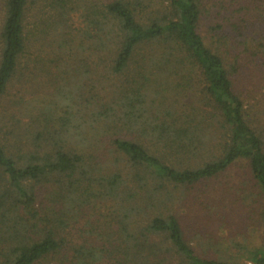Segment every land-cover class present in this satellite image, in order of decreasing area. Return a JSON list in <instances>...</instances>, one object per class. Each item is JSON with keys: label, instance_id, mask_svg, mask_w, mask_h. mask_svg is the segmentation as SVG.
Masks as SVG:
<instances>
[{"label": "trees", "instance_id": "1", "mask_svg": "<svg viewBox=\"0 0 264 264\" xmlns=\"http://www.w3.org/2000/svg\"><path fill=\"white\" fill-rule=\"evenodd\" d=\"M205 6L6 0L0 264H264V234L259 245L210 236L199 255L175 212L184 191L238 163L264 198V117L234 78L240 56H228L242 35L232 21L233 31L212 23L208 44L205 17L229 9ZM33 7L54 57L53 93L31 108Z\"/></svg>", "mask_w": 264, "mask_h": 264}, {"label": "rangeland", "instance_id": "2", "mask_svg": "<svg viewBox=\"0 0 264 264\" xmlns=\"http://www.w3.org/2000/svg\"><path fill=\"white\" fill-rule=\"evenodd\" d=\"M5 2L6 0H0V31L5 16ZM29 6H40L44 9L45 5L38 3ZM216 6H226L229 10L221 11L219 21L212 20V16L205 17L206 25H202L200 31L207 36L206 42L211 44L210 40L208 41L210 34L206 26L219 22L228 27L227 30H232L234 26H228L229 21L235 24L236 33L242 37L234 40L235 49L229 50L228 54L229 57L237 54L240 56V67L234 78L243 96H246V100L256 107V112L263 118L264 0H206L205 8L213 15L218 11ZM35 14L36 7H33L27 19L33 43L25 59L30 69L36 72V75L30 76L31 89L27 99L31 108L35 103L38 106L43 105L44 99H50L53 93L46 74L50 67H53L50 60L54 56L50 54L51 49L41 45L44 40H39L35 35ZM225 50L223 46L222 52ZM87 95H92V89ZM33 99H36L35 103ZM4 114L1 109L0 116ZM262 124L264 126V123ZM175 212L181 221L187 241L199 255L206 254L202 245L210 236L220 240L235 238L255 245L263 241L264 198L245 163L232 166L218 179L206 185L200 184L191 191H184L183 200L176 206Z\"/></svg>", "mask_w": 264, "mask_h": 264}]
</instances>
